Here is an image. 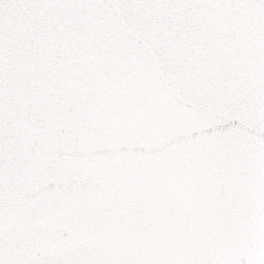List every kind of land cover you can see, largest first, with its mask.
Masks as SVG:
<instances>
[{"label": "snow or ice", "instance_id": "1", "mask_svg": "<svg viewBox=\"0 0 264 264\" xmlns=\"http://www.w3.org/2000/svg\"><path fill=\"white\" fill-rule=\"evenodd\" d=\"M0 264H264V0H0Z\"/></svg>", "mask_w": 264, "mask_h": 264}, {"label": "water", "instance_id": "2", "mask_svg": "<svg viewBox=\"0 0 264 264\" xmlns=\"http://www.w3.org/2000/svg\"><path fill=\"white\" fill-rule=\"evenodd\" d=\"M146 151H151V148L150 147H146Z\"/></svg>", "mask_w": 264, "mask_h": 264}]
</instances>
